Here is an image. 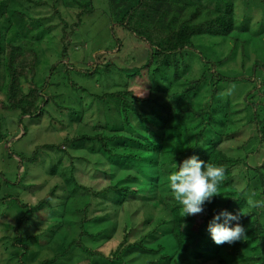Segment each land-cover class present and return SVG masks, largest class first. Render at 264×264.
I'll return each instance as SVG.
<instances>
[{
  "label": "trees",
  "instance_id": "obj_1",
  "mask_svg": "<svg viewBox=\"0 0 264 264\" xmlns=\"http://www.w3.org/2000/svg\"><path fill=\"white\" fill-rule=\"evenodd\" d=\"M104 6L111 29L131 31L148 48L144 63L119 68L126 70L123 82L112 92L97 97L98 107L108 104V109L119 116L116 123L123 128H111L106 117L92 133L37 146L31 156L20 157L19 169L24 162L35 161L43 148H50L69 155L73 170L75 162L88 160L115 180L94 188L69 176L67 169L61 171L60 182L68 196L57 202L64 212L71 209L80 216L78 232L70 240L61 237V248L43 260L33 257L32 263L23 260L28 252L26 240L49 244L59 231L60 219L34 236L17 232L12 244L23 247L20 264H60L75 249L91 257H103L111 264H264V208L246 205L252 193L253 199L264 200V49L256 47L264 46V0H104ZM96 10L94 0H0V95H5L0 97L1 109L19 110L20 119L41 117L52 99L46 89L60 65L66 72L76 69L90 77L113 72L116 65L107 60L108 50L96 55L87 69L70 62L73 37L83 17ZM208 36L232 40L230 54L219 59L217 55H200L205 68L199 76L183 81L176 90L171 84H162L165 74L170 83L182 78V73L188 71L186 56L190 51L199 52L196 39ZM114 38L119 51L121 42ZM41 44L57 45L60 56L38 84L37 45ZM234 51L241 53L240 66L251 67L250 72L230 76L219 71ZM237 82H250L253 87L247 92L244 107L233 110L232 105L221 100L220 87ZM140 88L144 97L138 96ZM204 89L209 94L201 101L199 94ZM153 95L163 103V115L144 112L139 107L150 102ZM95 103L96 98L89 103V110ZM6 138L7 133L0 129V141ZM88 144L87 149L97 151L102 158L120 160L118 167L109 170L98 159L93 162L69 152L71 147L84 148ZM193 155L222 167L224 179L218 187L220 195L204 205L203 213L183 218L182 206L173 198L168 177ZM59 157L60 154L55 160ZM59 163L62 159L55 168ZM71 182L77 185L76 191ZM58 188L59 184H55L35 204L16 198L27 208L16 229L46 205L51 210L57 206L52 200ZM73 192L90 199H81L69 207L75 201ZM111 192L116 196L113 205L106 197ZM9 198L13 197L6 195L2 199ZM242 209L245 215L239 223L245 227L247 239L215 244L207 231L209 222L224 210L237 214ZM94 221L101 222V227L88 226ZM235 223L232 221L231 226ZM43 235L45 240H40ZM87 239L115 246L104 248L106 251L91 249Z\"/></svg>",
  "mask_w": 264,
  "mask_h": 264
},
{
  "label": "rangeland",
  "instance_id": "obj_2",
  "mask_svg": "<svg viewBox=\"0 0 264 264\" xmlns=\"http://www.w3.org/2000/svg\"><path fill=\"white\" fill-rule=\"evenodd\" d=\"M94 3L97 6V10L83 17V22L73 37L74 42L70 48V62L73 66L76 65L87 69L90 68L96 55L108 50L109 53L106 54L107 60L113 61L116 65L113 72L111 74L105 72L97 73L95 76L90 77L76 69L66 72L63 66L60 65L46 89L47 94L51 95L52 99L41 117L25 116L20 119L19 110H3L0 108V129L7 133V138L0 141V264H20L23 247L12 244L17 232H20L23 236L30 234L34 236L44 232L45 229L60 219L59 231L54 233L49 244L43 245L37 239L34 241L26 240L28 252L26 253L27 255L23 256V260L28 263L33 262V257L38 259V261L50 257L55 250L62 247L63 239L61 237L70 240L72 236L77 234L80 216L71 209L69 213L66 210L64 212L61 203L57 202L65 198L66 195L68 196L67 192H63V184L60 182L62 180L61 171L65 172V169H67L66 172H69V176L72 174L77 181L79 180L83 184L94 188H99L101 184L104 185L115 180L107 177L104 173L106 170L98 169L95 164L88 163V160L87 162L84 160L75 162L73 170V163L70 161L69 155L63 156L64 152L59 153L56 149L51 150L50 148H43L35 161L24 162L19 169L20 157L31 156L37 146L60 143L66 136L92 133L100 123L105 121L106 117L111 121V128H123L121 124L116 123L120 121L119 116L115 115V110L111 112L108 109V104L104 103L103 106L102 103V107H98L99 99L97 97L105 92H112L119 85V82H123L122 78L126 77V70L122 71L119 68H131L144 63L147 59L148 48L131 31L124 28L111 29L107 11L104 10V8L106 9L104 0H94ZM253 15H256V11L253 12ZM114 36L121 42V50L119 51H117V40ZM232 43L233 41L229 39L211 38L210 36L208 38L205 37V39L203 37L197 38L195 44L200 53L190 51L186 56L185 66H188V71L182 73L181 79L172 80L171 83L168 79V74H165L166 79H163L162 84H171V87L176 90L177 85L180 86L184 83L183 81L199 76L204 70L205 65L201 61L200 55L207 57L217 55L218 59L228 56L234 47ZM256 47L260 50L264 49L261 44H257ZM37 49L39 51V61L36 67L35 81L41 84L60 54L58 46L53 44L51 46H46V44L37 45ZM249 52L252 53L253 50L251 49ZM236 53L237 51H234L230 59L220 65L219 71L230 76L251 71V67L240 66L241 53L238 52L237 54L239 55L235 58ZM180 68L184 70L183 66ZM251 87L253 85L250 82L223 85L220 87V93H227L229 89H232L231 94L219 96L223 103L226 102L233 106L231 109L237 110L244 107L247 92ZM143 91L140 88L138 96L144 97L145 93ZM208 94L209 91L204 89L202 94H199L201 101ZM4 96L3 94L0 95V97ZM94 98H96V103L93 105L92 110H89V107L92 106L89 103ZM139 107L144 112L153 114L163 115L166 112L163 109V103L156 99V95L152 96L150 102L139 104ZM84 109H86V112H84ZM247 134L248 132H246ZM88 146L89 144L84 146V148L83 146H80L81 148L78 146L71 147L69 152L71 155H84L91 161L93 160V162L98 159L97 162L104 164L107 168L110 167L109 170L120 163V160L114 161L111 158H102L97 151L87 149ZM59 154L60 157L55 160ZM59 159H62V163H59L60 167L55 168V164L57 166ZM17 176H20L21 180L16 181ZM55 184H59L57 194L52 200V203L57 205H54L56 208L54 207L51 210L46 205L42 210L32 214L18 231L16 227L22 216L25 215L27 208L22 207L15 199L19 198L23 202L35 204ZM70 186L72 190H77V185L75 186L73 182H71ZM72 194L75 196L72 197L75 201L72 200L69 207L76 201L80 202L81 199H90V196L86 194L84 196L75 195L74 192ZM6 195H11L13 198L2 199ZM106 197H109L111 205L115 204V194L111 192ZM90 202L95 205L93 199ZM101 225V222L94 221L88 226L95 229L101 227ZM45 236L43 235L40 240H45ZM118 237L120 238L121 236L119 235ZM87 240V246L91 249L106 251L104 248L109 249V247L115 246L114 243L104 246L99 239ZM134 259L136 258L134 257ZM60 264L111 263L103 257H91L84 251L75 249Z\"/></svg>",
  "mask_w": 264,
  "mask_h": 264
},
{
  "label": "clouds",
  "instance_id": "obj_3",
  "mask_svg": "<svg viewBox=\"0 0 264 264\" xmlns=\"http://www.w3.org/2000/svg\"><path fill=\"white\" fill-rule=\"evenodd\" d=\"M231 91L232 89H229L227 93H220V95H230ZM223 179L222 167L205 163L195 155L185 159L178 166V170L168 177L173 198L182 206L183 218L203 213L204 205L211 202L213 197L220 195L218 187ZM254 195L255 193H252L246 198V205L251 208H264V200H255ZM242 215H245L243 209L237 214L224 210L215 215L207 228L213 242L223 245L246 240V229L239 223ZM222 217L223 222H221ZM232 221H236L234 226H231Z\"/></svg>",
  "mask_w": 264,
  "mask_h": 264
}]
</instances>
